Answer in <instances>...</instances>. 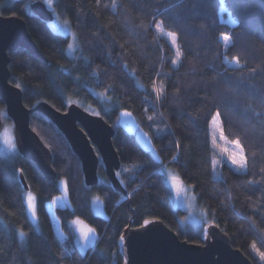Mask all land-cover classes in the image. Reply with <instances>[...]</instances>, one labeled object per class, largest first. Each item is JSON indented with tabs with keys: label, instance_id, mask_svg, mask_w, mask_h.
Masks as SVG:
<instances>
[{
	"label": "trees",
	"instance_id": "trees-1",
	"mask_svg": "<svg viewBox=\"0 0 264 264\" xmlns=\"http://www.w3.org/2000/svg\"><path fill=\"white\" fill-rule=\"evenodd\" d=\"M29 1L0 0V14L23 16L48 60L19 47L10 53V80L29 107L45 100L66 110L75 101L113 124L122 161L117 175L127 197L120 201L126 194L111 184L102 161L99 182L86 184L65 134L45 114L33 113L31 125L50 147L58 178H46L18 150L12 156L0 151V264H122L120 236L147 218H160L181 238L202 243L205 226L181 222L187 211L173 205L165 166L192 188L234 246L264 264V0H54L77 37L73 55L69 36L54 31ZM223 3L234 24L221 19ZM153 85L163 91L157 95ZM123 108L150 133L162 163L118 125ZM216 113L227 137L242 143L246 171L224 162L221 176H214L210 123ZM0 114L13 123L1 96ZM20 168L36 194L39 227L29 216ZM60 178L69 200L55 208L64 241L48 209L61 193ZM94 194L107 216L94 212ZM75 217L98 232L86 253L74 238Z\"/></svg>",
	"mask_w": 264,
	"mask_h": 264
},
{
	"label": "water",
	"instance_id": "water-1",
	"mask_svg": "<svg viewBox=\"0 0 264 264\" xmlns=\"http://www.w3.org/2000/svg\"><path fill=\"white\" fill-rule=\"evenodd\" d=\"M29 6L47 23L55 18L54 11L44 0H30ZM19 47L48 60L33 39L23 16L0 14V96L6 103V114L13 122L18 151L32 159L46 178H58L50 147L31 125L32 114L41 112L65 134L82 162L86 184L95 185L99 182L98 166L102 161L111 184L126 194L117 175L122 161L113 140L116 128L101 114L91 112L75 101L70 102L66 110H60L45 100L33 107L27 106L22 88L10 80V53ZM5 124L0 114V133ZM118 125L134 136L141 148L155 161L162 163L153 138L132 110L123 108L119 111ZM19 176L25 191L30 192L31 188L21 168ZM125 197L127 194L120 201ZM118 247L122 264H254L241 248L234 246L230 235L214 221L205 226L203 242L194 243L181 238L162 219L147 218L140 225L125 228Z\"/></svg>",
	"mask_w": 264,
	"mask_h": 264
},
{
	"label": "rangeland",
	"instance_id": "rangeland-1",
	"mask_svg": "<svg viewBox=\"0 0 264 264\" xmlns=\"http://www.w3.org/2000/svg\"><path fill=\"white\" fill-rule=\"evenodd\" d=\"M44 1L48 5V7L51 8L55 13V18L49 23V25L54 31L69 36L70 38L69 53L73 55L74 50L77 47V37L70 25V22L66 18L62 17L56 11L54 7V0H52L51 4L48 3V0H44ZM220 16L222 20L227 21L230 24H234L236 22V20L232 17L230 11L227 9L224 3L222 4L220 10ZM86 109L91 112H94V110L90 107H87ZM210 133H211V143L213 149L214 176L216 177L221 176V172L220 170H218V168L221 167L224 162H227L237 171H246L247 164L244 168H240L239 166L231 163L228 153L230 152L239 153L241 149L239 146H237L234 143L236 139L231 140L227 137L223 129L220 115H217V113L211 119ZM8 141H11V144L8 143ZM240 144L242 145L241 142ZM12 145H14V147ZM17 150L18 149L16 146L14 131H13V123L7 122L5 124L3 131L0 133V151L9 156H12L17 152ZM162 171L164 173L165 181L171 190V199L173 205L176 208L180 207L187 211V217L182 218L181 222L185 225L189 223H193L204 226H206L209 222H211L210 217L208 215V211L198 203L196 194L194 193L192 188L179 177L178 173L170 166L163 167ZM173 177L176 178L175 181L173 180ZM59 184L61 188V193L57 195L51 202L48 203V209L53 219L55 231L59 236V238L62 241H64V239L66 238V234L62 231L60 227V221L56 216L55 208L64 207L67 204H69L66 179L60 178ZM24 196H25V201L29 212V216L33 221V223L37 227H39V218L36 209L37 206L36 194L33 191H30V192H25ZM29 196L32 197V204L34 205V207H31L28 203ZM91 205L96 214L101 216H107L104 202L103 199L100 197V195L98 194L92 195ZM77 220H79L80 223H76ZM71 226L74 232V238L78 248L83 253H86L87 250L96 243L98 237L97 229L81 217L73 218L71 221ZM82 228L84 229L92 228L94 229V232L89 233L88 238L84 239L81 231ZM20 234L21 237L24 238V233L22 231L20 232Z\"/></svg>",
	"mask_w": 264,
	"mask_h": 264
},
{
	"label": "snow or ice",
	"instance_id": "snow-or-ice-1",
	"mask_svg": "<svg viewBox=\"0 0 264 264\" xmlns=\"http://www.w3.org/2000/svg\"><path fill=\"white\" fill-rule=\"evenodd\" d=\"M51 2H52V0H48V3L49 4H51ZM157 27H159V25H157ZM169 35L172 36V42H173V44H175V42H176L175 41V34L172 33V34H169ZM224 39L225 40H228L229 37L227 35H225L224 36ZM179 55H180V53L177 52V56H179ZM236 59L238 60L239 58L237 57ZM153 88H154L155 92L157 93V95H159L163 91L162 88L157 87L156 85H153ZM217 115H219V113H217ZM149 119H151V118H149ZM8 143L11 144V141H8ZM234 143L237 146H239L241 150H240L239 153H231V152L228 153L229 158L231 160V163H233L234 165L239 166L240 168H244L246 166V164H247V156L245 155V152H244V149H243V145L240 144L239 139H236L234 141ZM12 146L14 147V145H12ZM225 151H227V150H225ZM175 179L176 178L173 177V180L174 181H175ZM28 203H29V205L31 207H34V205L32 204V197L31 196L28 197ZM76 223H80V221L77 220ZM145 223H147V221ZM81 231H82V234H83L84 239H87L88 236H89V233L94 232V229H92V228H87V229L82 228Z\"/></svg>",
	"mask_w": 264,
	"mask_h": 264
}]
</instances>
